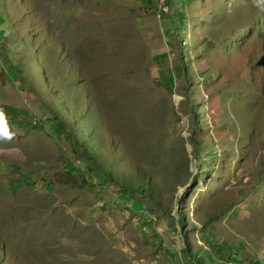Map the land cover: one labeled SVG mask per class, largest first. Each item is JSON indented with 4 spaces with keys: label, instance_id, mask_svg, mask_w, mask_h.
I'll return each mask as SVG.
<instances>
[{
    "label": "rangeland",
    "instance_id": "1",
    "mask_svg": "<svg viewBox=\"0 0 264 264\" xmlns=\"http://www.w3.org/2000/svg\"><path fill=\"white\" fill-rule=\"evenodd\" d=\"M167 4L0 0V264H264V0Z\"/></svg>",
    "mask_w": 264,
    "mask_h": 264
},
{
    "label": "trees",
    "instance_id": "2",
    "mask_svg": "<svg viewBox=\"0 0 264 264\" xmlns=\"http://www.w3.org/2000/svg\"><path fill=\"white\" fill-rule=\"evenodd\" d=\"M149 1H150L151 3H152V1H154V2H159V1H160L161 4H162V7L164 8V10H165L166 12L169 13V10H170V9H169V6H168V4H167V0H149ZM82 155H83V157H84L86 160H89L88 170H89L91 173H95V172H97V173H99V174H103V173L105 172L103 166H101V165L99 164V162L96 161V159H94V158H95V151H93L92 149H89V148H88V153L82 152ZM107 168H108V167H107ZM97 170H99V171H97ZM107 170H108V169H107ZM105 174H106V176H107L109 179H112L111 176H110V172H109V171H106ZM82 177H83V185H81V186L87 188V187H88V181H87L85 175H82ZM145 182H147L148 185H150V184H149L150 182H149L147 179H145L144 182L141 184V185H143L144 187H142V188H141V187H140V188L126 187V189H129V190H131V191H140V192H141V190L146 189V188H145V184H146ZM149 189H151V187H150ZM198 251H199V250H198ZM202 258H203V260L198 259V260H196V262H197L198 264H203V263H204V258H205V257H202Z\"/></svg>",
    "mask_w": 264,
    "mask_h": 264
}]
</instances>
